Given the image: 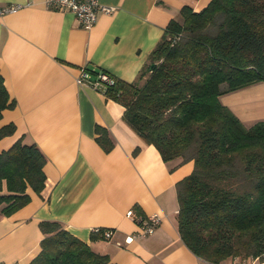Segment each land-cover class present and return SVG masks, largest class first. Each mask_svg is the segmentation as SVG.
Wrapping results in <instances>:
<instances>
[{
	"label": "crops",
	"instance_id": "obj_1",
	"mask_svg": "<svg viewBox=\"0 0 264 264\" xmlns=\"http://www.w3.org/2000/svg\"><path fill=\"white\" fill-rule=\"evenodd\" d=\"M98 1L115 9L98 13L85 29L71 11L47 7L44 0H0L20 5L0 16V74L13 101L2 111L0 127L14 125L0 138V151L24 135L46 156L41 192L29 191V202L11 215L0 212V264L30 263L44 237L41 221L59 222L112 264H246L237 258L211 262L185 245L176 183L193 161H163L124 121L123 105L89 83L97 76L92 70L133 81L169 20L184 5L198 11L210 0ZM81 72L86 81L78 82ZM220 101L245 126L264 120V81L224 93ZM97 125L111 149L97 141ZM129 210L160 221L152 233L128 242L138 226ZM96 228L111 229V236Z\"/></svg>",
	"mask_w": 264,
	"mask_h": 264
},
{
	"label": "trees",
	"instance_id": "obj_2",
	"mask_svg": "<svg viewBox=\"0 0 264 264\" xmlns=\"http://www.w3.org/2000/svg\"><path fill=\"white\" fill-rule=\"evenodd\" d=\"M92 70L91 74L97 75ZM113 80L105 95L163 161H193L176 183L177 227L202 259H264V120L245 126L220 101L224 93L264 81V0H210L184 5L170 19L136 78ZM96 79V77H95ZM13 101L0 74V118ZM0 127V138L12 134ZM96 139L112 147L97 125ZM138 147L134 152H137ZM46 156L20 136L0 151V212L11 215L40 193ZM40 251L29 264H112L59 222L41 221ZM102 231L101 229H99Z\"/></svg>",
	"mask_w": 264,
	"mask_h": 264
},
{
	"label": "built area",
	"instance_id": "obj_3",
	"mask_svg": "<svg viewBox=\"0 0 264 264\" xmlns=\"http://www.w3.org/2000/svg\"><path fill=\"white\" fill-rule=\"evenodd\" d=\"M44 3L47 7L50 8H55L62 11H71L80 26L85 29H89L93 26L97 19L98 13L102 12L110 14L115 9L114 6L102 4L98 0H44ZM19 7V4L13 3L0 5V16L7 12H12ZM85 77L86 74L84 72H81V74L77 78V81H86ZM112 82V78L107 73L99 72L96 76V79L90 81L89 83L92 86L97 88L100 87L103 90L107 84H111ZM127 215L134 218L138 223L135 234L126 238L128 242L131 241L135 235L152 233L160 221V217L156 214L139 216L133 210H129L127 212ZM94 231L100 232L98 228H96ZM101 233L104 238H109L112 231L111 229H104L103 231H101Z\"/></svg>",
	"mask_w": 264,
	"mask_h": 264
},
{
	"label": "rangeland",
	"instance_id": "obj_4",
	"mask_svg": "<svg viewBox=\"0 0 264 264\" xmlns=\"http://www.w3.org/2000/svg\"><path fill=\"white\" fill-rule=\"evenodd\" d=\"M240 262H242V263H246V264H248V263H254V261L255 260H257V259H250V258H241V257H236Z\"/></svg>",
	"mask_w": 264,
	"mask_h": 264
}]
</instances>
